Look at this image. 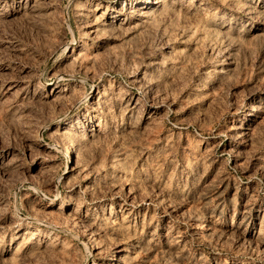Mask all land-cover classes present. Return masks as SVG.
<instances>
[{
	"label": "rangeland",
	"instance_id": "1",
	"mask_svg": "<svg viewBox=\"0 0 264 264\" xmlns=\"http://www.w3.org/2000/svg\"><path fill=\"white\" fill-rule=\"evenodd\" d=\"M0 264H264V0H0Z\"/></svg>",
	"mask_w": 264,
	"mask_h": 264
},
{
	"label": "bare ground",
	"instance_id": "2",
	"mask_svg": "<svg viewBox=\"0 0 264 264\" xmlns=\"http://www.w3.org/2000/svg\"><path fill=\"white\" fill-rule=\"evenodd\" d=\"M64 47L67 49L68 48V45H64Z\"/></svg>",
	"mask_w": 264,
	"mask_h": 264
}]
</instances>
